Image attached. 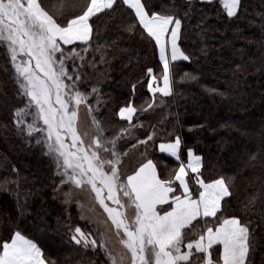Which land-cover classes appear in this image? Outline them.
<instances>
[{"label": "trees", "instance_id": "trees-1", "mask_svg": "<svg viewBox=\"0 0 264 264\" xmlns=\"http://www.w3.org/2000/svg\"><path fill=\"white\" fill-rule=\"evenodd\" d=\"M86 2L38 0L49 14L64 21L79 14ZM141 2L179 17L189 13L182 21L187 35L179 44L192 59L173 62L171 94L152 99L147 70L152 68L159 78L162 68L153 45L142 40L139 32L127 30L134 17L132 10L121 0L115 11L91 17V43H74L78 53L75 64L93 79L80 84L82 91L94 95L80 105V134L85 136L87 129L95 133L92 127L101 124L112 125L113 134L128 129L119 141V150H137L139 161L141 156L142 160L151 159L158 175L169 179L178 163L161 154L158 144L169 142L178 133L182 157L189 148L201 157V179L231 178L232 194L230 200L226 198L224 214L241 217L250 225L253 248L249 264H264V163H243L248 153L264 147V0H241L239 14L233 19L226 17L219 0L208 6L192 0L190 11L188 0ZM4 51L0 47V94L7 91L11 97L14 86L5 74ZM72 65V60L67 61L69 70ZM185 73L196 80L186 78ZM93 86L97 94L91 93ZM16 100L5 106L0 95V250L5 239L20 231L41 249L47 264H105L103 251L71 241V229L76 226L95 231L59 198L53 161L36 146L35 139L28 140V135L14 130L11 111L24 107ZM129 101L136 111L127 122L118 118L117 111ZM148 134L155 138L146 148L136 145ZM123 163L121 172L129 173L130 166L123 170ZM202 226V220L194 222L192 233Z\"/></svg>", "mask_w": 264, "mask_h": 264}, {"label": "snow or ice", "instance_id": "snow-or-ice-1", "mask_svg": "<svg viewBox=\"0 0 264 264\" xmlns=\"http://www.w3.org/2000/svg\"><path fill=\"white\" fill-rule=\"evenodd\" d=\"M120 3L121 0H87L79 14L64 21L54 18L37 0H0V47L5 50V74L14 86L13 96L7 91L0 94L5 106L19 97L16 102L24 107L15 108L11 116L20 130L28 133L27 139H35L36 146L54 161L59 180L56 187L64 192L65 202H70L78 189L94 193L117 235L123 233L120 243L125 254L117 257L107 246L104 233L98 242L80 226L71 229L70 239L85 249L103 251L107 257L105 264H249L253 248L251 227L241 217L224 214V204L232 194L230 177L205 182L198 174L194 177L199 185L196 195L185 179L186 168L193 173H198L200 168L201 157L194 156L191 148L187 150V165L181 163L174 177L162 179L153 161L146 157L130 174L121 172L127 152L120 151L118 144L128 129L121 128L115 135L106 137V129L97 126L87 143L78 134V108L88 102V94L80 88L82 74L75 64L78 53L74 42L90 44V18L113 12ZM200 3L208 6L214 0H200ZM122 4L134 13L127 30L139 32L140 38L153 45L159 56L162 72L157 78L152 68L147 70L148 91L170 95L173 62L192 59L179 44L187 35L182 21L189 13L185 12L184 17L167 14L153 10L141 0H122ZM188 4L190 11L192 0ZM219 6L228 19H233L242 4L241 0H219ZM68 45L72 46L70 51L64 47ZM69 60L73 61L71 70L67 67ZM185 77L196 80L188 73ZM157 80L162 83L154 86ZM97 92L93 86L92 94ZM134 111L129 101L126 107L119 108L117 115L131 120ZM26 112L32 120L23 124L21 117ZM94 123L98 124L95 120ZM154 138L148 134L145 139L137 140L136 145L146 148ZM181 140L177 133L159 148L179 160ZM256 160L264 163V147L257 153H248L243 163L247 166ZM173 181H178V186ZM65 188L68 190L64 191ZM121 193L126 199H121ZM105 201H111L114 206ZM125 207L134 208L131 219L124 213ZM200 220L202 228L189 237L194 222L199 224ZM214 245L218 247L213 249ZM0 264H46V260L32 240L15 231L2 244Z\"/></svg>", "mask_w": 264, "mask_h": 264}, {"label": "rangeland", "instance_id": "rangeland-1", "mask_svg": "<svg viewBox=\"0 0 264 264\" xmlns=\"http://www.w3.org/2000/svg\"><path fill=\"white\" fill-rule=\"evenodd\" d=\"M89 68H92V67L90 66ZM80 73L82 74V79L80 81V84H83L84 82H87V81L93 82V79H91V76L88 75L86 70L80 71ZM157 82H161V81H159V80L154 81V86ZM149 93L151 94L152 99L156 98L155 95L156 96H158V95L163 96V94H161L159 92H157V93L149 92ZM88 96L94 97V95H88ZM161 102H162V100H160L159 103H161ZM94 105L95 104H93V106ZM79 111H81L80 106L78 108L77 131H78V134L87 143L94 133L91 131V129H87V130H85V133H84L85 136L80 134V131L78 128L79 127V121H78ZM31 120H32V117L29 114H27V112L25 113V115H23L21 117V121L23 122V124H26L27 122H30ZM23 124L21 125V127L23 126ZM99 127H103L106 129V131L104 133L106 137H110L112 135H115V134H113L114 132L110 131V129H109V127H113L112 125L101 124ZM13 128L19 134L28 135L27 132L21 131L17 125H15ZM92 129L94 131L96 130V128H93V127H92ZM68 142L70 143V141H68ZM136 153H137V150L135 152H133V151L130 153L128 152L127 155L123 158V160H124L123 170L125 168H128V166H130V168H131L130 170L132 171L136 167L139 166V163L142 161L143 157L141 156V161H139V159L135 157ZM53 163H54V161H53ZM54 167H55V163H54ZM54 171H55V169H54ZM130 172L127 174H130ZM58 184H59V180L57 181V185ZM67 190H68L67 188L64 189V191H67ZM56 192H57L59 198L61 199V201H63L68 208L73 207L76 210L77 214L79 213L80 219L82 221L86 222L88 225H90L93 228V230L95 231V233L86 232L84 229H82L83 231L88 233L94 239L100 238V234L104 233L107 246L113 250V252L117 255V257L123 256L125 254V249L123 248V245L120 243V238L122 237L123 233L121 232L120 235H117L116 229L111 225V221L108 219L107 213L99 205V203L94 199V193H90L88 190H79L78 189V190H76V192L73 196V199L70 202L66 203L64 200V192L58 191V190H56ZM119 195L121 196L122 200L126 199V198H123L122 193ZM105 202L107 204H109L110 207L114 206V205H112L111 201H105ZM123 211H124L125 215L129 217V219H131V217L134 215V208L125 207L123 209ZM191 234H192V232H189V234H187V235L190 237ZM88 248L92 249L91 247H88ZM126 264H127V262H126Z\"/></svg>", "mask_w": 264, "mask_h": 264}, {"label": "crops", "instance_id": "crops-1", "mask_svg": "<svg viewBox=\"0 0 264 264\" xmlns=\"http://www.w3.org/2000/svg\"><path fill=\"white\" fill-rule=\"evenodd\" d=\"M37 2H38V0H37ZM74 43H80V42H79V41H76V42H74ZM157 56H158V53H157ZM158 60H159V56H158ZM177 61H183V60L181 59V60H177ZM177 61H175V62H177ZM159 63H160V62H159ZM161 68H162V67H161ZM147 80H148V72H147ZM160 83H162V82H160ZM147 89H148V86H147ZM163 96H164V95H163ZM124 107H126V106H124ZM118 111H119V110H118ZM134 112H135V111H134ZM134 112L132 113V116H133ZM117 113H118V112H117ZM118 118L121 119L119 116H118ZM131 118H132V117H131ZM121 120H125V121H127V122L130 121V120H128V119H121ZM161 143H167V142H161ZM161 143L158 144V151H159L161 154H163V155H165V156H167V157H169V158L175 160V161L178 163L177 168L179 167V165H180L181 163H184L185 165H187V163H188L187 150H188V149L185 151L183 157H182L181 152H180V149H179V150H178V153H179V160H177L176 158L172 157L169 153L160 150L159 145H160ZM193 154H194V153H193ZM194 156H197V155L194 154ZM200 166H201V161H200ZM199 170H200V168H199ZM199 170H198V172H199ZM157 173H158V172H157ZM186 173H187V175H186L185 179H186V180L188 181V183H189L190 190H191L193 193H195L196 195H198V191H197V190H198V188H199V185L195 183V179H194V177L197 176L198 173H193V172L191 171V169H189V168H186ZM173 177H174V176H173ZM208 182H210V181H208ZM173 183H174L175 185L178 186V181H173ZM198 220H199V218H198ZM216 247H218V245H214V246H213V249H215ZM1 250H2V249H1ZM46 264H47V263H46Z\"/></svg>", "mask_w": 264, "mask_h": 264}]
</instances>
